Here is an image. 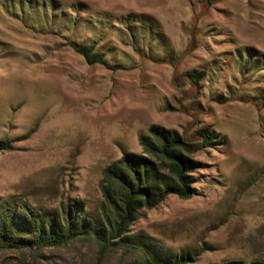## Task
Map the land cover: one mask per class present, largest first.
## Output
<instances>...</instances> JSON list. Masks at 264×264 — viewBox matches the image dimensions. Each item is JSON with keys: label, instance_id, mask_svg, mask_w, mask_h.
I'll return each instance as SVG.
<instances>
[{"label": "rangeland", "instance_id": "rangeland-1", "mask_svg": "<svg viewBox=\"0 0 264 264\" xmlns=\"http://www.w3.org/2000/svg\"><path fill=\"white\" fill-rule=\"evenodd\" d=\"M27 1L0 0V198L48 215L80 199L94 214L103 169L141 155L151 126L206 129L219 142L194 155L195 194L144 210L129 236L166 262L264 260V0ZM71 42L95 43L109 65H88ZM92 250L39 261L90 264ZM17 257L0 252V264Z\"/></svg>", "mask_w": 264, "mask_h": 264}, {"label": "trees", "instance_id": "trees-1", "mask_svg": "<svg viewBox=\"0 0 264 264\" xmlns=\"http://www.w3.org/2000/svg\"><path fill=\"white\" fill-rule=\"evenodd\" d=\"M27 4L36 11L35 2L29 0ZM70 45L88 65H109L95 43ZM247 67L248 60L242 70ZM186 78L197 88L195 75ZM218 142V136L206 129L187 136L151 126L149 134L139 138L141 155L127 153L103 169L102 202L94 214L83 210L85 202L80 199L61 202L57 213L48 215L21 196L0 198V252L16 253L19 264H41L39 259H47L46 250L87 242L93 246L90 264H105L110 258L115 264H188L189 253L181 252L174 261L159 258L139 237L129 236L130 227L144 210L154 209L168 196L191 198L195 194L193 174L203 167L194 155ZM8 149V143L0 141V151ZM48 260L47 264H53ZM248 264H264V260Z\"/></svg>", "mask_w": 264, "mask_h": 264}]
</instances>
